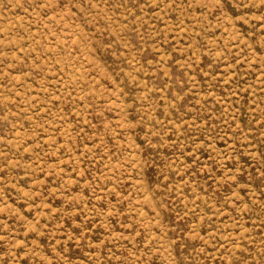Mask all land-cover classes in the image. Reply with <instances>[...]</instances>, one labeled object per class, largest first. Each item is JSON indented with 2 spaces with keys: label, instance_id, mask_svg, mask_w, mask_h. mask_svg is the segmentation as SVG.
Instances as JSON below:
<instances>
[{
  "label": "rangeland",
  "instance_id": "1",
  "mask_svg": "<svg viewBox=\"0 0 264 264\" xmlns=\"http://www.w3.org/2000/svg\"><path fill=\"white\" fill-rule=\"evenodd\" d=\"M0 264H264V0H0Z\"/></svg>",
  "mask_w": 264,
  "mask_h": 264
}]
</instances>
